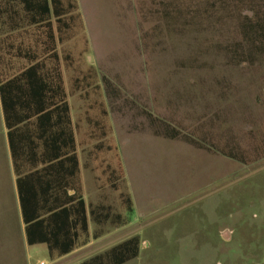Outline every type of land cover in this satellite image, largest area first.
<instances>
[{"label":"rangeland","instance_id":"rangeland-1","mask_svg":"<svg viewBox=\"0 0 264 264\" xmlns=\"http://www.w3.org/2000/svg\"><path fill=\"white\" fill-rule=\"evenodd\" d=\"M85 6L92 37L70 45L79 53L70 63L99 100L89 111L103 142L100 201L122 212L119 193L128 192L133 203L129 223L105 227L116 228L111 239L138 236L129 264H264V106L223 101L231 84L252 82L251 65L214 45L238 38L213 26L235 19L210 17L207 30L202 19L177 36L150 0ZM107 145L123 171L116 189L103 171L108 160L117 170ZM2 199L0 264H50L45 248L26 244L16 205Z\"/></svg>","mask_w":264,"mask_h":264},{"label":"crops","instance_id":"crops-1","mask_svg":"<svg viewBox=\"0 0 264 264\" xmlns=\"http://www.w3.org/2000/svg\"><path fill=\"white\" fill-rule=\"evenodd\" d=\"M90 1L76 0L80 21H70L68 18L59 21L53 18L32 20L35 15L23 10L14 1L0 7V198L5 204L16 205L21 221L22 197L23 201L25 198L24 202L45 205L54 201L61 203L74 193L75 188L86 203L101 199L100 175L96 174V169L100 167L97 159L99 162L102 153L100 148L94 146L101 134L95 131L96 127L99 130V123L89 111L95 102L99 104V100L90 94V90H95V85L91 89L85 85L84 74L70 63L79 57V53L74 57L70 45L74 42L83 43L85 39L89 43L91 31L85 21L84 11L86 3ZM109 1L117 3V0ZM195 2L191 0L192 13ZM228 2L230 8L223 10L216 6V2L212 7L210 0H199V25L203 27L200 22L204 19L207 30L209 24L206 21H209L211 13L214 20L220 14V20L234 18L235 23L213 24L219 25V35L224 34V27L230 26L238 36L235 41L244 43V30L251 29L253 42L264 43V0ZM214 30L217 33V28ZM229 55L240 61L236 65H251L246 71L252 75V82L245 84L240 80L231 84L228 88L231 92L227 93L223 101L235 105L238 101L246 100L247 104L263 107L264 51ZM70 74L73 75L71 83L68 78ZM53 75L60 76V83L53 84ZM248 89L250 96L245 97L243 94ZM38 93L41 103H60L63 99L68 105L69 119L66 115L63 119L56 110L48 119H37ZM4 107L7 114H4ZM25 117L29 118L23 119ZM69 127L74 138L76 166L68 160L60 163L70 154L66 136ZM89 141L91 143L87 146ZM59 186L65 187V193L54 195V190ZM0 231L1 236L3 230ZM115 231L116 228H108L100 237L93 239L90 224L88 234L79 236L77 246L67 254L52 256L50 264H80L116 244L118 241L111 239ZM29 246H40L35 247V252L41 248L47 251L45 244ZM1 247L3 252V239Z\"/></svg>","mask_w":264,"mask_h":264},{"label":"trees","instance_id":"trees-1","mask_svg":"<svg viewBox=\"0 0 264 264\" xmlns=\"http://www.w3.org/2000/svg\"><path fill=\"white\" fill-rule=\"evenodd\" d=\"M1 1V0H0ZM19 3L23 10L32 12L35 17L32 20H64L68 18L70 21H80L77 11L76 0H3L2 5ZM229 0H210V6H214L226 10L230 8ZM152 4L160 5L155 8V12L163 21V26L167 34H176L182 36L190 34L194 31V25L199 23V0L193 3V13L191 12V0H150ZM195 5V6H194ZM212 13L210 17H212ZM216 20L220 21V14L216 16ZM196 29V27H195ZM221 33L217 28V35ZM254 37L251 29L244 30V43L221 41L214 42L217 49L224 50L226 53L237 52H253L264 51V43H254ZM201 53V50H196ZM235 59V62L239 60ZM39 66V62L37 63ZM53 84L60 83V76L53 75ZM1 90V88H0ZM1 92V91H0ZM38 106L36 108L37 119H48L55 110L68 118V105L62 99L60 103H44L40 101V93H38ZM4 114L7 109L4 107ZM33 116V115H31ZM25 117L23 119H27ZM7 119V116H6ZM70 124V121H69ZM60 135V133H59ZM64 135V130L62 131ZM67 145L69 148V156L61 159L73 161L74 166L77 165L75 156L74 138L71 128L66 133ZM96 148H102L103 142L99 141L94 145ZM106 150L110 157L116 156L117 170L112 167L110 160L106 161L103 171L106 176V184L113 188H117V182L123 180V171L119 159L113 152V147L106 146ZM74 193L67 196L64 202H52L50 204H39L24 202L22 197L21 217L24 227L26 242L29 245L45 244L47 253L50 258L52 256H62L72 251L78 244V238L81 234H88L90 224L92 225L91 238L96 239L105 232V227L123 226L130 222V216L133 212V203L128 192H120V202L123 205L122 212L114 211V207L110 203L98 201L95 203H86L75 188ZM65 193V187L54 190V195ZM54 196V200H56ZM139 238L137 235L127 237L107 250L95 254L80 264H124L131 261L138 255Z\"/></svg>","mask_w":264,"mask_h":264},{"label":"built area","instance_id":"built-area-1","mask_svg":"<svg viewBox=\"0 0 264 264\" xmlns=\"http://www.w3.org/2000/svg\"><path fill=\"white\" fill-rule=\"evenodd\" d=\"M40 264H43V262H40Z\"/></svg>","mask_w":264,"mask_h":264}]
</instances>
